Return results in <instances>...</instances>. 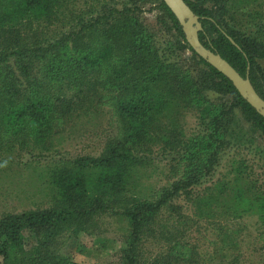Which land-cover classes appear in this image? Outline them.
<instances>
[{
  "label": "trees",
  "instance_id": "trees-1",
  "mask_svg": "<svg viewBox=\"0 0 264 264\" xmlns=\"http://www.w3.org/2000/svg\"><path fill=\"white\" fill-rule=\"evenodd\" d=\"M156 1L151 11L164 14L175 41L159 44L144 25L146 0H0V157L38 173L50 198L48 209L0 218L2 264H77L64 252L68 242L85 252L81 236L98 235L96 221L109 216L125 226L124 247L109 264H206L193 238L202 224L215 232L206 238L215 252L243 264L239 224L249 217L261 225L255 239L264 247L262 168L254 161L264 165V147L243 132L264 143V118L190 48L175 15ZM184 1L202 24V44L249 76L264 100V19L244 12L258 0ZM182 50L199 75L186 69ZM208 91L227 99L214 103ZM187 114L197 120L189 134ZM108 115L115 132L99 156L51 155L76 123ZM231 148L241 158L208 181ZM156 149L168 182L150 197L142 182Z\"/></svg>",
  "mask_w": 264,
  "mask_h": 264
},
{
  "label": "rangeland",
  "instance_id": "rangeland-1",
  "mask_svg": "<svg viewBox=\"0 0 264 264\" xmlns=\"http://www.w3.org/2000/svg\"><path fill=\"white\" fill-rule=\"evenodd\" d=\"M158 5L156 0H146L142 3L144 13L141 15L144 25L157 37L159 44L163 41L172 40L175 41V33H168V29L163 28L162 21H165V16L158 10H153ZM246 15H254V20L257 22V18L264 19V0H258L256 4L245 6ZM259 14V15H256ZM248 25L254 20L244 16ZM244 24V23H243ZM264 24V22H263ZM252 25V24H251ZM250 25V26H251ZM178 50V49H177ZM179 52V50H178ZM181 60L184 62L186 69L193 73V75H199L200 68L197 66L195 59L190 51L182 50L180 52ZM209 99L212 102H218L220 100H226L225 97L213 92H207ZM95 117V116H94ZM93 117V118H94ZM81 120V119H80ZM111 117L101 116L97 121L92 118L84 119L76 127L70 128L67 135H63V140L60 141L59 148L55 143L54 149L51 151V155L57 156H99L102 152L104 144L109 136L115 132L111 127ZM181 120L187 134L194 131L197 120L193 114L184 115ZM248 139L253 140L254 144L264 147V143L258 139V135L249 129H243ZM69 137V139H68ZM60 139V138H59ZM247 142V141H246ZM58 143V142H57ZM242 145V146H246ZM234 148L229 149V156L222 161L220 168L215 172L211 179V182H216L222 179L223 175L229 171V165L233 159H240L241 151H237ZM156 154L150 158L152 160V166L145 167L144 172L147 174L143 177V188L147 189L146 195L150 196L155 190L167 184V161L160 158L158 149L155 150ZM60 152L59 154H56ZM252 152H254L252 150ZM248 153V159L251 163L258 162L262 169H257V176L260 185L264 187V165L259 159H254L253 153ZM54 154V155H53ZM239 154V155H238ZM25 161V160H24ZM44 163L47 164V161ZM40 163V165L44 164ZM45 165V164H44ZM26 165L18 163V160L9 158L7 155L0 157V218L6 214H21L29 210L48 209L49 207V192L47 191V185L40 183L38 179V173L33 174L25 168ZM151 177V178H149ZM212 183V184H213ZM206 186V185H205ZM205 186L199 189L202 192ZM199 192V193H200ZM48 193V195H47ZM185 208H188L187 202L181 201ZM240 227L246 229L244 231V242L241 244V262L243 264H264V247L257 243L255 239L257 231L261 229V225L255 217H249L241 221ZM96 231L98 235L83 234L81 236V243L84 245L85 252L80 253L77 250V246L74 241L68 242L64 248V252L72 255V258L77 264H109L118 258L119 251L124 247L122 242L123 235L125 234V226L123 222H119L116 218L101 217L98 222L96 221ZM198 227V226H197ZM196 227V228H197ZM198 230V228H197ZM212 226L202 224L199 232L195 231L193 235L194 243H197L201 248V255L206 264H228L232 260V255L229 258L226 252H215L216 248L211 247L209 240L215 239ZM95 232V234L97 233ZM102 232V233H101ZM192 238V239H193ZM153 248V247H152ZM158 248L154 247L153 253ZM203 260V261H204ZM2 258H0V264H2ZM245 262V263H244Z\"/></svg>",
  "mask_w": 264,
  "mask_h": 264
},
{
  "label": "water",
  "instance_id": "water-1",
  "mask_svg": "<svg viewBox=\"0 0 264 264\" xmlns=\"http://www.w3.org/2000/svg\"><path fill=\"white\" fill-rule=\"evenodd\" d=\"M177 18L190 48L210 66L229 79L240 96L246 100L264 118V100L251 84L249 76L243 78L219 54L207 49L201 42L199 34L203 31L199 17L194 14L184 0H163ZM231 42L235 44L233 40Z\"/></svg>",
  "mask_w": 264,
  "mask_h": 264
}]
</instances>
